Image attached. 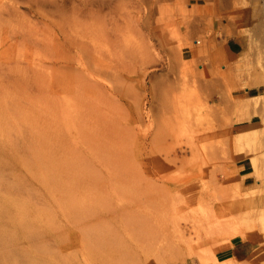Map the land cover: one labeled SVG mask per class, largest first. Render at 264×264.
Here are the masks:
<instances>
[{
	"label": "rangeland",
	"instance_id": "rangeland-1",
	"mask_svg": "<svg viewBox=\"0 0 264 264\" xmlns=\"http://www.w3.org/2000/svg\"><path fill=\"white\" fill-rule=\"evenodd\" d=\"M60 1L0 0V145L74 165L60 172L69 196L47 195L19 163L1 170L5 183L26 181L2 195L50 209L60 228H34L39 248L20 240L29 262L214 264L235 234L264 242V0ZM205 1L247 37L242 76L256 89L245 100L181 60L188 8ZM244 151L261 163L247 190L235 169ZM70 199L86 213L66 216ZM98 223L107 234L90 231Z\"/></svg>",
	"mask_w": 264,
	"mask_h": 264
},
{
	"label": "crops",
	"instance_id": "crops-1",
	"mask_svg": "<svg viewBox=\"0 0 264 264\" xmlns=\"http://www.w3.org/2000/svg\"><path fill=\"white\" fill-rule=\"evenodd\" d=\"M216 1L191 3L190 27L181 31L184 41L181 51V60L185 66L195 64L197 74L205 80H214L223 84V78L230 80L231 87L243 90L238 94L239 100L247 99L248 92L256 89L255 86H245L247 76L242 73L251 72V66L244 64L247 53V37L234 32L232 26L218 20L217 10L220 9ZM211 29V33H209ZM233 31L232 35L228 32ZM241 62H243L241 64ZM249 77V76H248ZM235 169L242 189L253 188L255 180L252 177V168L249 160L239 159ZM257 233L258 230H253ZM260 236L244 237L235 234L224 240L216 249L213 257L214 264H264V242Z\"/></svg>",
	"mask_w": 264,
	"mask_h": 264
},
{
	"label": "bare ground",
	"instance_id": "bare-ground-1",
	"mask_svg": "<svg viewBox=\"0 0 264 264\" xmlns=\"http://www.w3.org/2000/svg\"><path fill=\"white\" fill-rule=\"evenodd\" d=\"M7 1V0H5ZM60 1V0H59ZM85 1V0H84ZM90 1V0H89ZM102 1L101 8H104V6L109 5L111 0H100ZM99 1V2H100ZM120 1V0H119ZM12 2V1H11ZM61 2V1H60ZM59 2V3H60ZM64 2V1H63ZM83 2V1H82ZM93 2V0H92ZM118 2V1H117ZM17 3V2H16ZM28 3V2H27ZM37 3V2H36ZM42 3V2H41ZM84 3V2H83ZM94 3V2H93ZM98 3V2H97ZM112 3V2H111ZM14 4V3H13ZM79 4V3H78ZM49 4H47L48 6ZM56 5V4H55ZM61 5V4H60ZM80 5V4H79ZM97 5V4H96ZM40 6V5H39ZM43 6V4H42ZM42 6H40L42 8ZM50 6V5H49ZM53 6V5H51ZM94 7V4L91 5ZM13 7V6H12ZM46 7V5H45ZM59 7V5H58ZM75 7V6H74ZM83 7V6H82ZM98 8V5L96 6ZM109 7V6H108ZM60 8V7H59ZM92 8V7H91ZM17 9V8H16ZM76 9V7H75ZM85 9V8H84ZM88 9V7H87ZM86 9V10H87ZM80 10V9H79ZM83 10V9H82ZM84 10V11H86ZM103 10V9H102ZM90 11V9H89ZM75 12V11H74ZM82 11H80L81 13ZM101 12V11H99ZM119 12V11H118ZM7 13V12H6ZM74 14V13H73ZM85 14V13H84ZM91 14V13H90ZM102 14V13H101ZM77 15V14H76ZM88 16V15H87ZM83 17V16H82ZM85 18V17H84ZM93 19V18H92ZM91 19V20H92ZM86 20V19H85ZM76 21V20H75ZM81 24V23H80ZM78 25V24H77ZM90 25V24H89ZM96 25V24H95ZM94 25V26H95ZM8 34V33H7ZM84 35V34H83ZM83 43V42H82ZM77 45V44H76ZM78 47V46H76ZM81 47V46H80ZM80 60V59H79ZM91 63V62H90ZM253 99H257V96L252 97ZM25 117V116H24ZM27 119V118H26ZM28 120V119H27ZM31 129V128H30ZM32 130V129H31ZM7 131V130H6ZM34 131V130H33ZM35 132V131H34ZM42 132V131H40ZM36 134V133H35ZM32 135V134H31ZM37 135V134H36ZM33 137V136H32ZM37 137V136H36ZM36 140V139H35ZM38 140V139H37ZM6 142V141H5ZM28 142V141H26ZM40 142V141H39ZM3 143V142H2ZM93 143V142H92ZM97 143V142H96ZM18 144V142H17ZM44 144V143H43ZM95 144V143H94ZM106 144V143H105ZM14 145V144H13ZM26 145V144H25ZM24 145V146H25ZM31 145V144H30ZM15 146V145H14ZM19 146V145H17ZM20 147V146H19ZM5 148V147H4ZM3 146L0 145V188L1 186L6 187L11 192L16 193L17 189H21L22 186L25 185V177L23 178H17L12 184L5 183L4 176L1 174V170L8 166L10 163H19L22 165L28 172L31 177H33L38 183L43 185L46 188L47 195L51 196L53 191L55 189L62 190V192L66 195H68L69 191L66 187H61L59 184L60 182V172H62L64 169H68L70 166H74L72 163H60V164H50L49 159L47 155L39 151V149H36L32 152H30L25 157H19L14 153H10V151L4 149ZM39 148V147H38ZM45 148V147H44ZM12 149V148H11ZM23 149V148H18ZM26 149V148H25ZM49 149V148H48ZM29 150V148H28ZM52 150V149H51ZM110 150V149H108ZM107 150V151H108ZM252 150V149H251ZM24 151V150H23ZM46 152V151H45ZM48 152V151H47ZM46 152V153H47ZM54 152V151H53ZM27 153V152H26ZM93 153V152H92ZM95 153V152H94ZM93 153V154H94ZM52 154V153H51ZM22 155V154H21ZM20 155V156H21ZM25 155V152L24 154ZM100 156V155H98ZM57 157V156H56ZM242 157H246L250 160L251 168L253 169V175L259 176L261 173V163L257 156L254 155L252 151H244L242 153ZM73 158V157H72ZM75 158V157H74ZM97 158V157H96ZM83 159V158H82ZM112 159V158H111ZM62 160V159H60ZM76 160V159H75ZM55 161V160H54ZM53 161V162H54ZM59 161V159H58ZM78 161V160H77ZM80 161V159H79ZM65 162V161H64ZM78 163V162H77ZM84 162L82 161V164ZM109 163V162H108ZM10 164V165H11ZM85 164V163H84ZM111 164V163H110ZM90 166L93 167L91 164ZM89 166V168H90ZM11 167V166H10ZM76 167H78L76 165ZM88 168V167H87ZM9 169V168H8ZM84 169V168H83ZM94 169V168H93ZM77 170V169H76ZM5 171V170H4ZM68 171V170H67ZM89 171H93L92 169ZM96 171V170H95ZM66 172V171H65ZM75 172V171H73ZM98 172V171H97ZM97 172H90L88 173V177L90 179H98L97 178ZM62 174V173H61ZM75 174V173H74ZM79 174V172H78ZM101 174V173H100ZM99 174V175H100ZM67 175H69L67 173ZM73 175V174H72ZM65 176V175H64ZM76 177V176H75ZM78 178V177H76ZM7 179V178H6ZM15 179V178H14ZM63 179H66L65 177ZM62 179V180H63ZM70 179V178H69ZM68 179V180H69ZM87 179V177H86ZM101 179V178H100ZM88 180V179H87ZM103 180V179H101ZM7 181V180H6ZM28 181V180H27ZM66 181V180H65ZM9 182V181H8ZM12 181L10 180V183ZM91 184V183H90ZM60 185V186H59ZM64 185V184H63ZM89 185V184H88ZM94 185V184H92ZM23 188V187H22ZM29 189V188H28ZM34 189V188H32ZM76 189V188H75ZM24 190V189H22ZM27 190V189H26ZM21 191V190H20ZM25 191V190H24ZM22 191V193L24 192ZM3 192V190L1 191ZM9 192V191H8ZM7 192V193H8ZM4 193V192H3ZM2 195L0 193V264H31L29 262L30 258V250L25 246H19L20 240H29L33 247H40L38 246L39 242H37V238L39 236V232L36 234L32 233L34 228H46L48 230H53V228H58V224L56 221L55 213L52 212L50 209L47 208H39L35 206L31 201L26 200H19L13 196H11L12 193H8L9 195ZM20 193V194H22ZM18 194V193H17ZM26 194H30L26 193ZM36 194V193H35ZM32 192V195H35ZM15 195V194H13ZM24 195V196H23ZM23 197H25V194L23 193ZM63 195V194H62ZM27 196V195H26ZM55 196V195H54ZM69 196V195H68ZM82 196V195H81ZM95 196V194H94ZM21 197V196H20ZM30 197V195H29ZM37 197V195H36ZM44 197V196H43ZM28 198V197H27ZM32 198V197H31ZM104 198V197H103ZM37 199V198H36ZM94 199V198H93ZM92 199V200H93ZM100 199V198H99ZM102 199V198H101ZM62 200V199H61ZM105 200V198H104ZM102 200L100 206H106V202H103ZM88 202V201H87ZM93 202V201H91ZM99 202V201H98ZM83 203V202H82ZM51 204V203H50ZM60 205V204H59ZM54 206V205H53ZM52 207V206H51ZM72 199L69 200V203L65 205L64 214L66 216L70 217L71 219L75 216L80 217L86 213L85 211H82V208H78ZM87 207V206H86ZM89 207V206H88ZM93 207V206H92ZM55 209V207H54ZM107 209V207H106ZM112 209V208H111ZM92 210V209H91ZM80 211V212H79ZM88 212V211H87ZM96 212V211H95ZM94 212V213H95ZM99 213V212H97ZM96 213V214H97ZM119 213V212H118ZM90 214V213H89ZM93 215V214H92ZM89 216V215H88ZM78 219V218H77ZM83 219V217H82ZM81 219H79L80 222ZM86 220V219H85ZM71 222V221H70ZM60 223V222H59ZM61 226V225H60ZM83 226V225H82ZM62 228V227H61ZM60 230V228H58ZM57 229V230H58ZM95 236L99 237L102 234H107L108 228L102 224H96L95 227H93L90 230ZM89 231V232H90ZM36 232V231H35ZM58 232V231H57ZM58 234V233H57ZM60 234V233H59ZM58 236V235H56ZM103 237V236H102ZM94 239V238H93ZM93 242V241H92ZM42 247V246H41ZM32 252V251H31ZM41 253H43L42 249L40 250ZM33 253V252H32ZM44 254V253H43ZM39 257V256H38Z\"/></svg>",
	"mask_w": 264,
	"mask_h": 264
}]
</instances>
